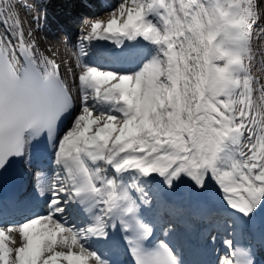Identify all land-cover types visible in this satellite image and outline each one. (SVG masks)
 Listing matches in <instances>:
<instances>
[{"label": "snow or ice", "instance_id": "snow-or-ice-1", "mask_svg": "<svg viewBox=\"0 0 264 264\" xmlns=\"http://www.w3.org/2000/svg\"><path fill=\"white\" fill-rule=\"evenodd\" d=\"M29 11L0 0V264H202L194 217L226 233L216 264H257L264 0H119L82 18L71 63Z\"/></svg>", "mask_w": 264, "mask_h": 264}, {"label": "bare ground", "instance_id": "bare-ground-1", "mask_svg": "<svg viewBox=\"0 0 264 264\" xmlns=\"http://www.w3.org/2000/svg\"><path fill=\"white\" fill-rule=\"evenodd\" d=\"M33 2H28V0H24L26 4L29 5V8H31L35 11L34 14H31L29 11L27 15V23L25 24V31L28 30L29 24L32 27V30L34 31L37 44L42 52H44L46 55H52L54 53V58L57 59L58 61L62 63H71L74 60V56L72 53H69L68 50H65L63 43L65 44L66 42L74 49V45L77 42V39L75 40L76 37V31L77 29L75 26L77 23H79L84 16H90L94 17V14L97 12V9L102 8L99 6L101 4L97 5V7H94L93 5H96V0L92 3V0H83L82 4H79L75 7H73L70 4H66L63 2V0H31ZM108 4H105L104 7V14L102 15V19L106 20L107 19V13L109 9L117 4L119 0H108ZM86 4V7L84 6ZM93 4V5H92ZM102 5V4H101ZM109 5V7H107ZM79 13V14H78ZM24 12L23 10L21 11V19L24 18ZM83 16V17H81ZM33 17H38V21L34 20ZM96 17V16H95ZM66 18V19H65ZM69 19V20H68ZM71 21L72 27L70 26V22L66 25L70 26L66 28L63 23L66 21ZM64 21V22H63ZM76 29V31H75ZM58 30H64L66 35V38H63L64 40L61 41H52V37H54L55 31ZM65 37V36H64ZM56 39V37H54ZM51 50V51H49ZM75 50V49H74ZM36 160V159H35ZM34 160V161H35ZM33 161V162H34ZM44 165H51V159L48 157H44L43 161ZM47 169V174L48 176H51L49 172V166L46 168ZM45 170V169H44ZM25 185H33L35 183L36 177H34L30 171L25 172ZM34 182V183H33ZM195 222L201 224V227L197 229L191 227L194 235L196 236H201V239L205 236L206 234V229H214L212 226V222L208 220H201L197 217H194ZM200 231V234H199ZM223 231V230H219ZM215 233V232H214ZM159 237V235H157ZM249 241H254L258 251H263L264 252V246L261 245L259 236L257 235L256 238L254 239H248ZM202 248V247H201ZM218 250L219 254L223 255L225 249L224 245L222 243V238H216L215 240V250ZM201 252H206V254H211L214 255L215 251H211V249L207 247H203L202 250L200 249L199 254ZM259 252L255 253L256 254V261L257 264H262V262L259 261L258 254ZM217 259L213 258V256L208 257L202 264H216Z\"/></svg>", "mask_w": 264, "mask_h": 264}, {"label": "rangeland", "instance_id": "rangeland-1", "mask_svg": "<svg viewBox=\"0 0 264 264\" xmlns=\"http://www.w3.org/2000/svg\"><path fill=\"white\" fill-rule=\"evenodd\" d=\"M28 2H30V4H31V2H33V1H31V0H28ZM92 3L94 2V0H92L91 1ZM96 5L94 4H92L94 7H97V5L99 4V2L102 4H99V6L97 7V8H99L100 6L102 7V8H99V9H97V12L94 14V17L96 16V17H99L100 19H102V15L104 14L103 12L105 11L104 10V7H105V4H108V0H96ZM107 7H109V5H107ZM30 12H31V14H34L35 13V11L31 8V10H30ZM79 14V13H78ZM81 17H83V16H81ZM66 19V18H65ZM69 20V19H68ZM67 20V21H68ZM65 22V23H67L68 24V22H70V24H71V21H68V22ZM64 22V21H63ZM80 24H81V21L79 22V23H77V25L75 26V28L77 29V31H76V29H75V31H76V37H75V40L78 38V36H79V29H80ZM63 25H65V24H63ZM71 27H72V24L70 25ZM59 31V30H58ZM56 32V31H55ZM65 34V32L63 33V35L62 34H60V33H56V34H54V37H56V39H54V37H52L51 39H52V41L53 42H55L56 43V41H61V42H63L62 40H64L63 38H66V35H64ZM65 36V37H64ZM62 37V38H61ZM63 46H64V48H65V50H68V52L69 53H74V49H72V47L66 42L65 44L63 43ZM73 55V54H72Z\"/></svg>", "mask_w": 264, "mask_h": 264}]
</instances>
